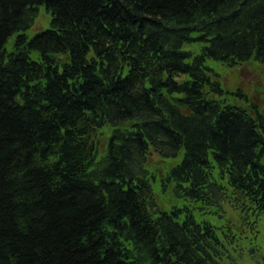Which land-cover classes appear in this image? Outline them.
I'll return each mask as SVG.
<instances>
[{
  "label": "trees",
  "instance_id": "obj_1",
  "mask_svg": "<svg viewBox=\"0 0 264 264\" xmlns=\"http://www.w3.org/2000/svg\"><path fill=\"white\" fill-rule=\"evenodd\" d=\"M57 3L0 0V264H224V206L264 215V116L209 63L264 65V0ZM41 7L50 25L29 37ZM45 91L51 127L15 102ZM151 149L174 160L169 210Z\"/></svg>",
  "mask_w": 264,
  "mask_h": 264
},
{
  "label": "rangeland",
  "instance_id": "obj_2",
  "mask_svg": "<svg viewBox=\"0 0 264 264\" xmlns=\"http://www.w3.org/2000/svg\"><path fill=\"white\" fill-rule=\"evenodd\" d=\"M49 25L50 17L44 8L41 7L37 22L27 34L32 37L36 33L46 30ZM10 45L11 42H9L7 47L10 48ZM209 65L219 75V82L225 92L224 98L232 103H240L238 97L234 96V93L239 90L258 107L260 113L264 116L263 64L250 62L235 68H228L220 63L217 65V63L213 62L209 63ZM110 135L109 129L103 131L101 146H103L104 150ZM104 150L100 149L101 154ZM150 156V164L147 169L155 177V180H152L154 199L160 209L169 210L175 203L173 187L164 188L163 179L169 171H166L167 167H170V162L174 160L163 159L154 149H151ZM179 201L182 202L181 200ZM224 210L225 217L219 219V226L229 223L230 228L227 229H231L229 232H234L237 238L236 241L228 246L227 251H229L230 258H223L224 264H264V215L261 216L255 226H252V219L248 220V217L241 213L240 210H235L230 205L224 206ZM212 217L208 216L211 221H213Z\"/></svg>",
  "mask_w": 264,
  "mask_h": 264
},
{
  "label": "bare ground",
  "instance_id": "obj_3",
  "mask_svg": "<svg viewBox=\"0 0 264 264\" xmlns=\"http://www.w3.org/2000/svg\"><path fill=\"white\" fill-rule=\"evenodd\" d=\"M46 1V4L48 5V7H52L54 6L55 4H58L57 3V0H45ZM65 1V0H63ZM67 2L69 0H66ZM46 41V40H45ZM46 44V46H49V48L52 46V42H44ZM26 56L24 54H20L11 64L13 67H16L18 65H20L21 67H24L26 64ZM7 71H9L8 68H6ZM18 93L17 92H14L11 96H17ZM52 93L48 92V91H45V93H38L37 94V103L36 101H31L29 99L26 100V103H25V100L23 97L20 96L19 94V97L16 98L15 102H17L19 105L23 106L25 105L23 108H19V109H22V110H19V113H22L24 118H29V120H32V121H35L36 124H41L42 122H47L50 127L53 125L48 119H51L50 116H47V115H50L48 114V105H51V103L49 102V99L52 98L51 97ZM15 97H13L15 99ZM12 98V104L15 105L16 107V104L14 102ZM36 103V104H35ZM36 105V108L34 109V111H31L33 108V105ZM40 107V109H39ZM58 114V113H56ZM31 115H34V116H31ZM48 118V119H47ZM45 119H47V121H45ZM45 128V131H53L54 132V129L53 128ZM53 129V130H52ZM55 135L53 136V141L55 143H58L59 140H61V138H59V135L56 134V132H54ZM46 146V144H43L42 146H40V148H44ZM49 148V145L46 146V149ZM48 164H51V161H48ZM19 166V161H14V167H18ZM22 178L20 179V181L22 182ZM31 191V190H30ZM33 197L36 196V193L32 194ZM15 199V200H14ZM17 200V197H13V201L12 203H10V205H14L16 206V208L18 207L19 204H21V206H24V207H29L26 203H18L16 202ZM32 219H34V217H32ZM31 219V220H32ZM31 227V226H30ZM29 225H27L26 227H24V229L28 230V228H30ZM33 230L35 228H32ZM35 231V230H34Z\"/></svg>",
  "mask_w": 264,
  "mask_h": 264
}]
</instances>
